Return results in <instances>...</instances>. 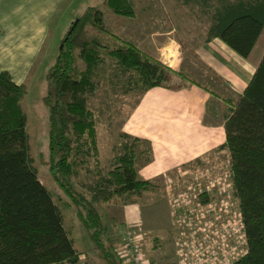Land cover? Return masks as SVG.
<instances>
[{
    "label": "trees",
    "instance_id": "1",
    "mask_svg": "<svg viewBox=\"0 0 264 264\" xmlns=\"http://www.w3.org/2000/svg\"><path fill=\"white\" fill-rule=\"evenodd\" d=\"M177 1L189 4L191 0ZM196 1L200 12L210 16V37H220L240 56L248 57L264 30V0ZM102 6L120 15H135L132 0H103L86 7L72 21L47 73L51 88L43 101L48 107V172L59 187L58 203L40 180L30 154L21 104L28 87L0 66V264H83L65 226L62 207L74 211L106 264H126L109 240L110 227L100 205L118 197H142L152 181L140 177L138 163L141 157L150 162L153 153L146 139L122 132L114 168L107 173L99 170L96 185L89 190L76 184V157H94L99 163L96 117L88 105V96L98 86L95 72L108 55L122 72L131 73L128 83L144 91L156 86L178 89L183 83H172L178 73L173 68L112 33ZM89 27L118 44L110 45ZM175 38L183 51L218 81L226 82L183 36L175 34ZM224 127L222 147L229 150L232 185L247 242L246 251L230 264H264V53L244 90L230 103Z\"/></svg>",
    "mask_w": 264,
    "mask_h": 264
},
{
    "label": "rangeland",
    "instance_id": "2",
    "mask_svg": "<svg viewBox=\"0 0 264 264\" xmlns=\"http://www.w3.org/2000/svg\"><path fill=\"white\" fill-rule=\"evenodd\" d=\"M102 1L73 0L72 7L61 14L56 24L49 28L44 50L32 62L33 65L26 82L28 92L21 101L27 118L26 128L30 138V154L33 164L38 170L40 180L52 191L57 203L59 202V187L48 172L50 168L48 107L43 101V95L51 88L47 73L56 60L72 21L77 19L86 7L100 5ZM132 2L134 7L135 5L152 6V9L145 13L149 16L147 23L151 26H158V23L164 20L162 10L160 9L161 12H159L157 8L161 6V8L171 9L172 5L164 0H132ZM174 2L183 5L181 1ZM189 4L195 5V1ZM185 6L178 7L175 12H172L174 24L173 27L169 25L166 31H162L165 33L160 36L162 43L167 36H173L176 40L175 34H179L187 41V37L191 38L202 33L205 37L207 30H210L212 22L209 14L201 13L198 5L189 11H187L189 6ZM101 9L112 33L124 40L134 37L128 33L129 29L126 28L125 23L128 16L117 14L107 6H102ZM199 15L201 19L198 18ZM89 30L91 33H99L110 45L118 44L116 39L98 32L93 27H89ZM261 44L262 41L259 46ZM153 56L157 59V56L154 54ZM201 65L203 66L202 63ZM80 67H85L81 60ZM175 71L178 73L174 76L172 83L180 84L177 79L181 76L180 74L183 75V72ZM95 79L98 82L97 90L88 96V105L96 117L99 163L96 164L94 157L83 155L76 157L77 174L74 180L84 190H89L96 185L99 170L107 173L116 165L114 161L115 158L117 161L120 150V134L125 132L122 130L123 122L144 93L140 87L128 83V80H131V73L122 72L116 60L108 55L97 67ZM187 79L192 83H194L192 80L196 81L191 78ZM146 140L154 153L152 142ZM144 164L146 163L141 157L138 167ZM202 165H208V168L199 169ZM185 167L180 166L167 177L153 180L150 189L142 197L136 195L118 197L112 201L102 202L100 205L110 227L109 240L116 246L126 264H131L132 261V253L126 249L128 231L140 236L135 240L136 245L133 249L134 253L142 258L144 264H230L246 251L247 242L243 232L239 201L232 185L228 150L214 152L204 160L190 163L186 169L188 172L185 171ZM166 180L174 186H172L173 195L169 194L165 199L163 195L168 190L162 184ZM133 203L140 205L142 215H145V211H149V208L154 213L152 217L146 215L143 216L144 219L141 217L138 227L127 225L126 218H123L124 208ZM62 210L65 226L81 254V262L83 264H106L94 249L74 211L65 207H62ZM109 240L105 237L106 242Z\"/></svg>",
    "mask_w": 264,
    "mask_h": 264
},
{
    "label": "crops",
    "instance_id": "3",
    "mask_svg": "<svg viewBox=\"0 0 264 264\" xmlns=\"http://www.w3.org/2000/svg\"><path fill=\"white\" fill-rule=\"evenodd\" d=\"M72 1L0 0V66L8 70L17 83L26 84L33 60L44 50L49 28L72 7ZM164 1L172 5L171 9L159 5L157 10H162L164 20L158 26L147 23L149 16L145 13L152 9L150 5H135V15L128 17L125 23L128 33L135 37H128V40L142 51L154 54L161 62L183 72L177 79L184 84L183 87L156 86L145 90L123 122V131L152 142L154 158L139 168L140 176L152 182L167 177L180 166H186L187 171L190 163L204 160L214 152L228 150L222 146L226 142L224 124L230 103L244 90L264 53V30L248 57L240 56L220 37H210L208 30L205 37L203 33L187 37L201 59L214 68L226 83L218 81L198 60L182 51L173 36H167L161 42V34L165 35L162 31H166L170 22L174 21L172 12L185 5L189 6L187 11L198 7L196 4L178 5L174 2L176 0ZM167 13H170L172 21ZM198 18L201 19V16ZM187 78L195 79L196 83ZM202 168H208V165L199 166V169ZM162 186L168 190L163 198L173 195V183L166 180ZM139 206L133 203L124 208L123 218H126L127 225L138 227L141 217L144 219L143 216L152 217L154 214L149 208L142 215Z\"/></svg>",
    "mask_w": 264,
    "mask_h": 264
},
{
    "label": "built area",
    "instance_id": "4",
    "mask_svg": "<svg viewBox=\"0 0 264 264\" xmlns=\"http://www.w3.org/2000/svg\"><path fill=\"white\" fill-rule=\"evenodd\" d=\"M127 248L128 252L130 251V253H132V261L131 264H144L142 258L138 255L134 253V249L133 247L136 245V241L137 239H139V235H136L134 232L128 231L127 232ZM245 236V235H244Z\"/></svg>",
    "mask_w": 264,
    "mask_h": 264
}]
</instances>
